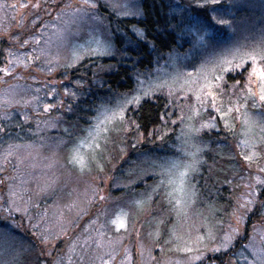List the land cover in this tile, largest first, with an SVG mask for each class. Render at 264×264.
Segmentation results:
<instances>
[{
  "label": "rangeland",
  "instance_id": "1",
  "mask_svg": "<svg viewBox=\"0 0 264 264\" xmlns=\"http://www.w3.org/2000/svg\"><path fill=\"white\" fill-rule=\"evenodd\" d=\"M4 2L34 4L37 0H5ZM96 3L97 8L89 12L84 20L78 19V14L73 12L74 8L80 6V0H40L38 9L31 7L15 10L0 9V22L4 21L2 27L0 25V38L6 36L7 41L16 45L13 55L31 53L40 57L39 60H33L23 71L20 67V71L15 73V76L29 79L30 85H34L38 90L40 88L44 93L40 99L36 88H34L35 92L31 91L32 86L24 87L18 82V78L9 75L5 77L8 79L2 80L4 84L0 85V97H4V90L8 89V96L13 102L6 104L0 99L1 113L18 106L16 98L25 96L24 99H27L34 114H36L34 104L38 101L54 105L49 110L54 116L46 121V125L49 128L64 129L63 126L66 124L61 119L62 112L68 111L66 105L73 99L70 91L65 94L69 77L64 68L69 64L75 65L85 55H91L86 50L95 47V39L99 38L111 44L110 31L105 21L108 14L118 16L124 11H132L138 12L134 14L137 16L140 13V0H96ZM203 3L204 0H170L171 13L176 11L179 14L178 23H180L181 37L184 39L178 42L176 49L157 61L150 70L136 76L133 87V89L140 87L141 82L148 87L164 81L172 83L175 79L176 83L171 95L169 88L163 87L147 96L159 95L166 100V112L164 120H161L163 128L162 132L161 128L157 131V136L163 133L165 137L170 133L171 141L159 139L156 142L158 147H163L167 152L161 155L154 149L143 152L139 144L142 140L140 141L135 135L133 126L129 127L127 132L121 130L119 133H111L110 142L99 154L97 162H90L83 171L79 166L68 163L70 149L78 135L70 138L69 141L68 138H63V143L50 139H43L42 143L40 141L36 144L15 143L13 145L19 147L13 150V154L7 160L4 159V154L8 150V145L0 149V169H3L0 171V264H70V262L100 264L98 257L103 254V258L108 259L109 253L115 255L111 264H121L125 249L130 254V261L125 264H176V261L183 262L188 257V254L181 253L174 247L178 243L176 236L195 240L198 231L206 235L207 226L213 229L217 236L215 243L218 244L219 238L225 230H228L229 225L235 226L232 217L233 208L242 194L251 191L245 185L254 183L252 177L259 174L257 165L264 166V143L257 145L261 158L253 162L251 168L243 160L241 153L246 155L248 149L240 144V141L258 139L260 129L256 126L247 136L243 135L242 117L235 111L228 117L230 125L234 127L226 128L219 113H216L210 104L201 108L200 114L191 121L198 127L201 122H211V118L215 117L216 126L203 129L201 134L209 133L210 129H214L219 132L220 139L215 142L209 139L206 143L200 139L203 153L200 154L199 165L205 159V152L208 153V157L215 156L214 150H210L213 145L214 149L219 148L217 151L220 153L222 163L227 158V161L225 160L227 164L225 169L226 171L229 169L226 173L227 177L224 182L220 181L224 187L218 189H223L225 199L229 201L225 210L221 207L220 215L223 214L224 217L217 222L212 220L216 206L208 203L206 198L205 200L203 198L205 205L200 206V188L197 185L200 175L197 174H200L202 169L199 170V165L198 170L193 172L188 180V188L195 194L189 197L191 203L187 205L186 214L181 212L177 215L174 201L170 202L166 196V189L155 188L161 179L158 165L182 155V124L177 117H180L182 112L185 117L192 115V106L196 103L191 93H186V89L182 91V81L188 78L186 74L191 72L195 75V70L204 61L222 54L225 49L237 45H252L260 40L261 33L264 32V0H220L218 7L223 13V19L230 21L229 25H220L211 21L210 17L213 13L209 12L208 8L217 6H206L204 9L199 7ZM7 16L12 17L13 21L7 20ZM6 21L11 23L7 22L8 26H5ZM35 28L38 31L37 36L40 37L38 41L34 40L36 34L31 33ZM197 34L203 36L199 42L195 40ZM18 37L22 39V44L18 41ZM25 39L29 40V43L21 47ZM32 41H35L33 43L35 47ZM184 41L187 43L185 44ZM112 48L111 44L109 53ZM74 49L80 56L76 62L72 60ZM250 67L251 65H248V68ZM243 76L246 77L247 74ZM4 80L9 81L4 82ZM232 85L226 84L225 80L221 82L225 92L223 97L225 106L229 100L239 97L243 88V84L235 89L231 87ZM49 92L53 95L49 96ZM229 92L233 95L229 96ZM32 97L37 99L32 100ZM116 98L117 96H114L112 99ZM239 103H245L243 98ZM56 111L59 115L54 114ZM244 111L256 119L257 125L261 122L259 118L264 113V108H253L249 101L246 109H241L242 113ZM127 112L126 116L131 120ZM185 123L189 121L185 120ZM66 127L71 128V133L77 128L76 124ZM119 127L123 129L127 124H121ZM97 163L103 166V171H100ZM212 167L213 165H210V168ZM151 175L154 177L151 184L147 183L145 187L142 185L139 194L132 191L136 186L132 187L130 184H133V181L138 182L137 177L145 180L144 177ZM10 186L18 190V195L21 197L14 204L15 207L21 208L20 212L5 211L9 207ZM54 188L58 193L51 203H45L44 206L37 203L42 195H47ZM149 195L151 199L153 197L151 201L148 200ZM138 200L144 201L141 207L135 204ZM34 201L37 205L33 210L31 204ZM262 202H264V187L258 186L253 208L245 216L240 232L232 245L227 249L222 248L218 252H213L210 250L214 246L213 242L206 240L204 246L192 253L199 255L203 252L201 259L194 264L201 261L203 264L208 263L215 254L223 257L225 254L232 256L233 253H238L243 245L249 243L254 229L258 230L255 239L259 241L260 230H264ZM25 207L27 212L24 211ZM121 211L128 215L125 217L126 227L118 230L110 221ZM150 211L154 212L153 216L150 215ZM167 216H171L172 219L171 225L165 232L168 234L165 243L160 235H156L158 231L156 228L162 222L160 220ZM149 217L154 221L155 226L152 229L148 224ZM99 232L104 233L103 237L98 235ZM173 232L176 236H173ZM97 240L102 242L103 247L97 246ZM179 243L182 245L184 241L181 240ZM162 246L169 253L162 250ZM70 247H74L75 251H70ZM73 254L74 258L69 260ZM245 254H248L246 249ZM228 260L229 264H236L235 257ZM239 264H242V261Z\"/></svg>",
  "mask_w": 264,
  "mask_h": 264
},
{
  "label": "snow or ice",
  "instance_id": "2",
  "mask_svg": "<svg viewBox=\"0 0 264 264\" xmlns=\"http://www.w3.org/2000/svg\"><path fill=\"white\" fill-rule=\"evenodd\" d=\"M219 3L220 0H204V3L200 4L199 7L217 6L208 8V11L213 13L210 17L211 21L220 25H229L230 21L223 19V13L218 7ZM26 7L38 9L40 7V0H37L34 4H8L3 2V0H0V9L11 8L15 10L17 8L24 9ZM96 8V0H80V6L74 8L73 12L78 14V19L84 20L87 18L88 13ZM120 14L134 15L138 14V12L124 11ZM37 19H39V17H37ZM93 19H95V17H93ZM41 27H44V25H41ZM52 27H55V25H52ZM133 31H135L137 36L143 37V31L141 29L134 28ZM196 31L198 32L199 30ZM39 39V36L34 37V40L36 41ZM202 39L203 36L200 34L195 36L197 42ZM28 43L29 40L25 39L24 44L21 45V47ZM110 47V42L97 38L95 39V47L86 51L91 55H110L108 51ZM9 55L12 56V59L8 60L4 67H0V74H2L0 75V81L9 75H13L14 78H19L15 76L16 67H27L33 60L40 59L39 56H33L31 53H24L21 54V56H15L9 52ZM79 58L78 51L74 49L72 52L73 62H76ZM248 65H251V67L248 68ZM67 66L71 67V64ZM246 68L248 69L247 76L243 78L244 83L240 96L235 97L234 100H229L227 106H225L223 99L225 92L224 88L221 87V82L225 80V74L235 73L240 75ZM49 71H51V68H49ZM195 72V75L191 72L187 73L186 75L188 78L182 81V91L186 89V93H191L196 99V103L192 106V115L185 117L182 112L181 116L177 117L182 124V155L170 160H165L158 165L160 168L161 179L155 186L156 189L161 187L166 189V196L170 202L174 201V210L177 212V215H180L181 212L186 214L187 205L191 203L189 197L195 194L189 190L188 180L191 174L198 170V165L201 162L200 154L202 152V147L200 134L203 129L216 126L214 122L215 117L211 118V122H201L198 127L194 123H191L194 117H197L200 114L201 108H205L210 104L211 108L216 113H219L226 128L234 127V125H230L228 117L233 111H235L242 117V134L245 136H247L254 127L258 126L260 129V136L258 139L252 138L240 141V144H243L245 148L248 149L246 155L243 153H241V155L249 168L252 167L253 162L261 158V153L257 150V145L264 143V113L261 114L259 118L261 122L257 125L256 119H254L247 111L242 113L241 109H246L249 101H251L253 108H264V32L261 33L259 41L252 45H237L225 49L222 54L204 61ZM175 83L176 81L173 79L172 83L164 81L145 87L144 82H141L140 87L133 89L130 92L118 93L115 100L110 97L107 101H102L97 106L95 115L89 118L91 123L84 130V135L77 137L73 142L72 148L70 149L68 163L74 166H79L80 170L83 171L90 162H97L99 154L104 151L106 145L110 142L111 133H119L121 130L127 132L129 127L133 125L135 126V130L139 131L140 125L127 118V110L130 107L138 106L143 97L152 95L157 89L168 87L169 94L171 95ZM240 85L241 81L236 80L231 87L235 89L240 87ZM4 91L5 96L0 97V99L6 104H11L13 101L8 96L9 90L5 89ZM65 94H68L67 89H65ZM48 95L52 96L53 93L49 92ZM228 95L232 96L233 93L229 92ZM241 98L245 101L244 104L239 103ZM31 99L36 100L37 98L32 97ZM24 103H28V101H24ZM43 107L44 111L47 112L52 109L54 105L44 104ZM161 120H164L163 113L161 114ZM185 120L189 121V123H185ZM173 123H175V121H173ZM121 124H127V127L121 129L119 127ZM157 130L158 129L154 128L152 131H149V137H151ZM2 131H4V129L0 128V132ZM142 136L143 134L141 133V137ZM163 136L164 134L162 133L160 136H157V139H163ZM17 147H19V145L9 144L8 150L4 154V159L7 160V158L13 154V150ZM97 167L100 171H103V166L100 163H97ZM257 168L259 174L252 177L254 183L245 185V187L249 188L251 191L247 194H242L237 200L236 206L233 208L232 217L235 220V226L232 224L229 225L228 230H225L222 237L219 238L218 244L215 243L217 241V236L211 227L206 226V235H202L198 231L195 240L176 236L175 232H173V236H176L178 242L174 245L176 250L188 254L186 261L182 262L178 260L176 261V264H194L195 261L200 260L203 256V252H200L199 255H192V253L198 251L200 247L204 246L206 240L213 242L214 246L210 249L213 252H218L222 248L227 249L232 245L236 235L240 232L245 216L253 208L257 187H264V166L257 165ZM0 171H3V169H0ZM8 195L9 207L5 209V211L20 212L21 208L14 206L15 202L21 198L18 195V190L13 189L10 186ZM148 200H151L150 195L148 196ZM143 202L144 201L142 200H138L135 201V204L137 207H141ZM262 206H264V202H262ZM24 211L27 212L26 207ZM127 215L126 212L121 211L117 213L116 218L112 219L110 223L115 225L118 230L125 228V217ZM101 227H103V225H101ZM257 231V229H254L253 236L250 237L249 243L243 245L241 251L234 254V257L239 258V260L236 261V264H239L241 261L243 264H264V230H260L259 241L255 239V233ZM98 235L103 237L104 233L99 232ZM156 235L159 236L158 231ZM181 240L184 241L182 245L179 243ZM45 241H47V237H45ZM96 243L98 247H103L100 240H97ZM165 243H167V241H165ZM245 249L248 251L247 255L245 254ZM70 251H75V248L70 247ZM98 259L100 260V264H111V261L115 259V255L109 253L108 259H104L103 254H101ZM128 261H130V254L128 253V250L125 249L124 260L121 261V264H125V262Z\"/></svg>",
  "mask_w": 264,
  "mask_h": 264
},
{
  "label": "trees",
  "instance_id": "3",
  "mask_svg": "<svg viewBox=\"0 0 264 264\" xmlns=\"http://www.w3.org/2000/svg\"><path fill=\"white\" fill-rule=\"evenodd\" d=\"M4 1L5 0H3V2ZM204 9H206V7H204ZM177 15L179 16L176 11L171 13L170 0H140V13L137 16H116L108 14L105 21L110 31V41L113 46L110 55H85L76 62L75 65L71 67L66 66L64 68L69 77V85L66 86V89L73 95V99L68 101L66 105L68 111L66 112V110H64L62 112L63 115L61 114V119L66 126L76 124L77 128L71 133L70 131L72 130L70 127L63 126L64 129L47 127L46 121H49L50 118L54 116L51 115L52 111H47L46 113L43 107L44 103L38 101V105L34 104L36 105V114H34L30 109L29 102L24 103V101H27V99H24L25 96H20L16 98L20 100L19 102L18 100L16 101L18 106L12 107L5 111V113H1L0 110V128L4 129V131L0 132V149L3 146L21 142L36 144L41 141L42 143L43 139L59 140L63 143V138H68L69 141L70 138L75 135L81 136L82 132L89 124V118L95 114L97 106L102 101H107L110 97L113 98L117 96L118 93L131 91L134 87L136 76L150 70L157 61L163 59L165 55L176 49L180 40L183 41L184 38L181 37V28L180 23H178ZM6 19L13 21V18L10 16H7ZM10 21H6L5 26H8L7 22L11 23ZM2 22L4 21H1L0 25ZM134 28L141 29L143 31V37L137 36L135 31H133ZM31 33L37 36V28L31 31ZM18 38V41L22 44V39L20 37ZM34 42L35 41H32V45ZM184 43L186 44L187 42L184 41ZM15 46V44L7 41L6 36L0 38V67H4L7 61L12 59L9 52L14 54ZM35 46L34 44L33 47ZM24 68L25 67H22V71ZM20 69V67H16L15 73L19 72ZM244 74H247L246 69L240 75L227 73L225 74V83L232 85L236 80H240L242 85L244 82ZM17 80L24 87L30 85L29 79L27 78L21 77ZM8 81L9 80H4V82ZM2 84H4L3 81L2 83L0 82V85ZM30 86L33 88L31 91L35 92L34 88L36 87H34V85ZM36 91L39 93L40 96L38 95V97L41 99L44 93L40 88L39 90L36 88ZM165 112L166 100L159 95L143 98L138 106L129 108L127 112L129 118L140 125L139 131L135 130L134 125L133 128L135 135L140 141L142 140V143L139 142V144L143 152L152 151V149L156 150L160 155L167 152L163 147H158L156 142V140H158L157 131L161 128L162 132L163 128L161 127V114H165ZM54 114L59 115V112L56 111ZM154 128L158 130L149 137L148 132L152 131ZM141 133L143 134L142 137ZM219 136L220 134L218 131L210 129L209 133L204 132L201 134L200 139L204 143L209 139L215 142L220 139ZM170 137L171 134L169 133L163 137V139L171 141ZM210 144L212 146L211 142ZM214 147L213 145L210 150H214L215 156L208 157V153L205 152V159L199 165V170L202 169V171L200 174H197L200 175V181L197 185L200 188V206L205 205L203 198L204 200L206 198L208 203H212L214 207L216 206L211 218L214 222H217L220 218L224 217L223 214L220 215V211L222 209L225 210V207L229 205V201L225 199L223 189L218 190L220 187H224V185L220 184V181L223 180L224 182L226 180V173L229 169L227 171L225 169L227 167L225 162L227 158H225L222 163L219 155L220 153L217 151L219 148L214 149ZM220 150L222 151L221 148ZM202 153L203 152H201V154ZM210 165H213V167L210 168ZM144 178L145 180L137 177L136 179H139L138 182L133 181V184H130L132 187L136 186L134 187L135 190L133 189L132 191H136L137 193L141 192L143 188L142 185L145 187L151 184L154 179L152 175ZM57 193V189L54 188L47 195H42V198H40L37 203L43 206L45 203H51ZM202 202L203 204H201ZM37 203L34 201L31 204L33 210L36 208ZM150 212V215L153 216L154 212ZM36 215L37 213H35V216ZM150 218L151 217L148 218V224H150L149 227L152 229L155 225L154 221L150 220ZM171 219V216L161 219L160 221L162 222L156 228L164 242L165 237L168 236L165 232L171 225ZM163 246L161 247L162 250H164V247L167 245ZM165 252L169 253L167 251ZM73 256L74 254L70 260L74 258ZM232 257L234 258V253L232 256H230V254H225L223 257H221L220 254H215V256L211 258L212 261L208 263L205 262V264H229L230 261L228 259H232ZM235 258L236 261L239 260L238 257ZM79 260H81L80 256ZM195 264H203V261Z\"/></svg>",
  "mask_w": 264,
  "mask_h": 264
}]
</instances>
